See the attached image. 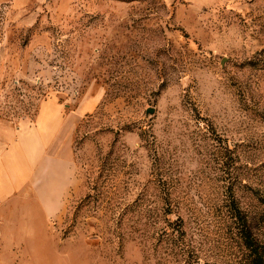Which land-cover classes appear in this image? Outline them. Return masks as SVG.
<instances>
[{
	"label": "rangeland",
	"instance_id": "obj_1",
	"mask_svg": "<svg viewBox=\"0 0 264 264\" xmlns=\"http://www.w3.org/2000/svg\"><path fill=\"white\" fill-rule=\"evenodd\" d=\"M248 236L264 0H0V264H254Z\"/></svg>",
	"mask_w": 264,
	"mask_h": 264
},
{
	"label": "trees",
	"instance_id": "obj_2",
	"mask_svg": "<svg viewBox=\"0 0 264 264\" xmlns=\"http://www.w3.org/2000/svg\"><path fill=\"white\" fill-rule=\"evenodd\" d=\"M247 240L251 241V238L248 236ZM254 243H249V247H252L251 250L254 255V264H264V246L260 245L256 241H253Z\"/></svg>",
	"mask_w": 264,
	"mask_h": 264
},
{
	"label": "crops",
	"instance_id": "obj_3",
	"mask_svg": "<svg viewBox=\"0 0 264 264\" xmlns=\"http://www.w3.org/2000/svg\"><path fill=\"white\" fill-rule=\"evenodd\" d=\"M45 115H49V112H48V109H47V108H44V107H43V109H42V111H41V114H40V117H42V116L44 117ZM43 117H42V118H43Z\"/></svg>",
	"mask_w": 264,
	"mask_h": 264
}]
</instances>
